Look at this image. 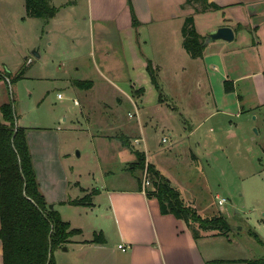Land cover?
I'll use <instances>...</instances> for the list:
<instances>
[{
  "label": "rangeland",
  "instance_id": "obj_1",
  "mask_svg": "<svg viewBox=\"0 0 264 264\" xmlns=\"http://www.w3.org/2000/svg\"><path fill=\"white\" fill-rule=\"evenodd\" d=\"M64 2L75 7L62 11L55 20L28 17L25 0L15 1V14L10 17L13 29L7 27L6 19L0 18V67L14 73L24 69V76L18 80L12 77L9 82L1 80L0 97L3 99L5 95L4 100L12 103L17 121L36 126L33 129L37 132H46L42 138L48 139L50 130L56 129L59 151L70 154L83 185H89L93 180L91 173L100 172L102 167L117 172L110 179L113 182L139 184L144 171L131 166L129 161L135 158L134 153L129 148L119 151L114 141L94 138L129 136L133 147L145 152L147 161L146 152L158 153L159 171L174 183L185 204L203 217L221 215L227 219L228 235L196 225L202 234L219 235L208 242L201 240L203 249L219 258L244 256L249 249L254 258H264V245L250 235L251 230L255 231L264 243V104L249 109L259 104L256 90L251 86L246 89L244 82H239L244 91L242 102L237 97H233L234 102L229 98V102L224 101L228 111L203 120L205 113L199 103L203 88L196 74L197 65L192 69V61L174 51L175 61L170 60L168 65L174 71V80L167 81L159 77L153 64V56L166 53L163 49L167 45L174 48L180 44L179 21L173 23L176 31L170 33H160V25L133 24L134 28L129 30L128 26L123 27L119 42L122 45L137 42L133 49L132 44L124 49L128 55L125 56L129 61L144 52L152 60L158 87L151 81L147 68L145 80L141 76L137 79L140 82L120 81L117 74L106 71L102 62L96 43L99 24L89 17L88 1L54 0L56 4ZM221 9L219 14L196 15L201 32L209 23L220 19L228 22L232 8ZM103 25L110 31L112 47H118L115 22ZM260 34L254 31L250 37L258 43L259 35L264 38L263 28ZM34 49H39L40 57L34 54ZM113 51L119 52L117 48ZM248 54L255 57L258 52L250 48ZM121 63L122 58L117 55L111 66L118 70ZM181 66L186 68L184 73ZM75 80H92L94 84L81 89L74 85ZM58 93L62 98H58ZM238 106L241 109L244 106L245 111L237 114ZM207 110H216L213 99L207 103ZM142 130L146 132L145 138L141 136ZM37 132L35 136H41ZM137 138L141 140L136 142ZM147 187L152 191L155 188L153 183ZM220 199L225 201L219 204ZM79 210L68 205L61 208L64 217L76 225L79 221L84 223L78 216ZM83 225L91 237L89 224ZM54 255L57 263L71 264L76 253L57 251Z\"/></svg>",
  "mask_w": 264,
  "mask_h": 264
},
{
  "label": "crops",
  "instance_id": "obj_2",
  "mask_svg": "<svg viewBox=\"0 0 264 264\" xmlns=\"http://www.w3.org/2000/svg\"><path fill=\"white\" fill-rule=\"evenodd\" d=\"M15 1L0 0V18L7 20L9 29H13L10 17L15 14ZM50 1L59 8V12L51 20L58 19V14L62 11L74 9L75 7L71 4L68 5V2L56 4L54 0ZM87 1L89 17L99 24L97 32L100 36L97 35L96 43L100 46L102 62L106 64L108 73L117 74V80L140 82L137 79L144 76V69L147 68L148 60H151L142 52L136 54L137 59H129L128 61L126 57L128 55L124 49L129 48L131 44L132 48L130 49H133L137 42L123 43V45L119 42V32L124 31L123 27L128 26L127 30L134 28L133 13L138 20L137 25L146 24L149 27L160 25V33L175 32L176 29L173 23L179 21L180 25L178 27L182 34L185 18L193 16L196 31L201 36L206 37L210 31L228 25L235 31L234 40L231 42L222 40L208 42L203 56L193 59L184 48L183 36H181L178 47L173 48V45H167L163 49L166 53L153 56L155 61L153 64L159 77L163 76L164 80L167 81L174 80L172 75L174 71H170L168 66L170 60L171 62L175 61L172 55L174 51L182 54L185 60L192 61L190 64L192 69L197 65L196 74L201 82L200 86L203 88L202 95L199 93L201 95L199 101L202 104L201 110L205 113L203 120L218 112L228 111L229 108L225 102H229V98L234 102L233 97H237L238 101L242 102L244 91L239 88V82H244V88L246 89L251 86L259 95V104L249 109L264 104V38L260 36L262 28L264 29V0H238V2L235 0H208L210 3L214 2L223 8L221 10L232 8V12L228 22L220 19L209 23L204 32H201L199 19L196 15L207 13L214 15L219 10L204 8V5L199 2L185 5L186 0ZM73 3L76 4L75 1ZM113 21L115 22L114 32L119 38L116 37L120 44L118 47H112L110 31L103 25ZM254 31L260 34L258 43L250 37ZM116 48L120 53L116 54L113 51ZM250 48H254L258 52L257 56L250 57L248 54ZM34 51L39 53V57L41 56L39 49H34ZM117 55L122 58L121 67H117L118 70L111 66L112 61H116ZM258 62L260 63L259 66H257ZM31 63L28 62V64ZM2 64L5 65L3 62ZM181 68V73H184L186 68L183 66ZM18 72L14 73L10 69L7 70L6 67H0V95L2 91L1 80L5 79L9 82L11 77H7L8 73L13 75ZM175 72L178 74L177 71ZM145 79L144 76L143 80ZM227 86L232 87V91H227ZM145 90L146 92L149 91L146 88ZM123 92L127 94L126 91ZM4 96L3 99L0 97V106L9 103L8 100H4ZM211 99H213L216 107L214 112L207 110V103ZM240 107H237V114L246 109H244V106L242 109ZM0 121L3 122L2 114L0 115ZM17 125L26 128L27 140L41 192L49 204H54L53 208L61 213L63 220L70 223L71 228L80 229V233L71 236L69 242L65 245L67 250H64L63 246L55 251L76 253L75 260H72L71 264H247L244 259H256L250 254L248 248L247 251L244 250V256L237 255L235 257L219 258L213 252H207L201 246V240L208 242L219 235L203 234L202 237L195 238L184 220L176 218L173 214H162L157 198L147 196L143 190H140L139 184L128 186L111 181L110 179L115 178L117 172L109 170L108 167L100 168V172L91 173L93 180L89 185L81 184L80 174L74 171L70 154L59 151L57 138L54 136L57 133L56 129L55 131L50 130L47 139L42 138L43 135L47 134L46 132H37L33 129L36 126L21 124L19 119ZM119 127V129H122V126ZM142 131L141 136L144 137L146 132L145 130ZM36 132L40 133L41 136H35ZM125 136L130 139L129 136L124 134L108 135L107 137L94 136V138L95 141H114L115 145H118L119 151H127L128 147L123 146L122 143L120 144ZM145 151L147 150L145 149ZM146 153L148 162L155 164V167L161 170L158 153ZM136 161L135 157L129 162L132 165ZM93 190H96V193L92 196L91 204L70 203V200L80 199ZM66 205L79 208L78 216L83 219L82 222L84 223L79 221L76 225L71 219H66L61 212V208ZM85 222L89 224L91 237L87 235L86 227L83 225ZM100 232L103 234L105 241L93 242L94 234ZM119 245H123L126 250L123 251L119 248ZM2 251L3 247L0 241V264H3Z\"/></svg>",
  "mask_w": 264,
  "mask_h": 264
},
{
  "label": "trees",
  "instance_id": "obj_3",
  "mask_svg": "<svg viewBox=\"0 0 264 264\" xmlns=\"http://www.w3.org/2000/svg\"><path fill=\"white\" fill-rule=\"evenodd\" d=\"M199 2L204 8L219 10L221 7L208 0H186L185 5ZM27 15L49 21L59 12L50 0H25ZM138 20L133 13V24ZM183 46L193 58L203 56L205 37L195 28L194 17L187 16L182 26ZM147 69L151 81L158 87L156 73L148 61ZM24 69L7 77L18 80L24 75ZM11 79V78H10ZM74 85L81 89L93 86L92 80H75ZM232 91V87H226ZM3 122L0 121V241L2 242L3 264H57L55 251L65 246L71 236L80 233V229L71 228L68 221L63 220L61 213L49 207L44 194L39 188L26 128L17 125V116L11 102L0 106ZM123 146L132 150L136 162L131 166L143 171L147 170L153 191L145 189L149 197L157 198L162 214H173L186 222L195 238L203 234L196 229H218L222 232L230 230L224 216L203 217L193 207L185 204L178 189L163 175L154 164L146 160L144 151L134 148L128 137L121 140ZM131 167V168H132ZM132 168V169H133ZM139 188L143 190V179H138ZM96 190L80 199L70 200L72 204H91ZM224 234V235H226ZM223 235V234H222ZM250 235L258 243L264 245L259 235L252 230ZM93 242H103V234L95 233ZM247 264H264V258L244 259Z\"/></svg>",
  "mask_w": 264,
  "mask_h": 264
},
{
  "label": "water",
  "instance_id": "obj_4",
  "mask_svg": "<svg viewBox=\"0 0 264 264\" xmlns=\"http://www.w3.org/2000/svg\"><path fill=\"white\" fill-rule=\"evenodd\" d=\"M234 38H235L234 29L231 26L224 25V26L218 27L215 30L210 31L208 33V35L205 37L204 42H205V44H207L208 42H211V41H215V40H222V41H226V42H231L234 40ZM34 54L39 57V53L37 51H34ZM77 155L79 156L80 153L77 152ZM173 185H174V183H173ZM49 207L53 208L54 204H52V203L49 204ZM63 249L67 250V247L64 246Z\"/></svg>",
  "mask_w": 264,
  "mask_h": 264
},
{
  "label": "built area",
  "instance_id": "obj_5",
  "mask_svg": "<svg viewBox=\"0 0 264 264\" xmlns=\"http://www.w3.org/2000/svg\"><path fill=\"white\" fill-rule=\"evenodd\" d=\"M58 97L59 98H62V94L61 93H58ZM75 103L77 104V100H75ZM139 138L135 139L136 142H139ZM164 141L166 142L167 141V138H164ZM151 182H150V178H149V175L147 173V170L144 171V175H143V191L145 192V189L148 188L147 186L150 185ZM225 201V199H220L219 200V204H222L223 202ZM119 248L123 249V251L126 250V248H124L123 245H119Z\"/></svg>",
  "mask_w": 264,
  "mask_h": 264
}]
</instances>
